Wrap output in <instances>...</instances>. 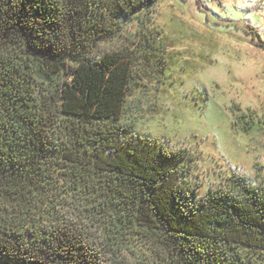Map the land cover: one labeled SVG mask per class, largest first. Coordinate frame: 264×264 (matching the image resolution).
<instances>
[{"label": "trees", "instance_id": "obj_1", "mask_svg": "<svg viewBox=\"0 0 264 264\" xmlns=\"http://www.w3.org/2000/svg\"><path fill=\"white\" fill-rule=\"evenodd\" d=\"M155 2L0 0V264H102L135 239L161 264H264V190L233 173L200 194L191 152L128 121L165 48L144 22L99 47ZM233 110L244 134L264 126Z\"/></svg>", "mask_w": 264, "mask_h": 264}, {"label": "rangeland", "instance_id": "obj_2", "mask_svg": "<svg viewBox=\"0 0 264 264\" xmlns=\"http://www.w3.org/2000/svg\"><path fill=\"white\" fill-rule=\"evenodd\" d=\"M143 22L165 51L161 71L142 63L143 75L155 80L144 78L128 97V121L169 148L191 152L190 179L200 194L225 185L233 173L264 190V126L244 134L233 113L253 110L264 121V48L255 44L264 41V0H157L99 48L125 49ZM131 248L137 256L104 252L102 264L164 261L143 240Z\"/></svg>", "mask_w": 264, "mask_h": 264}]
</instances>
